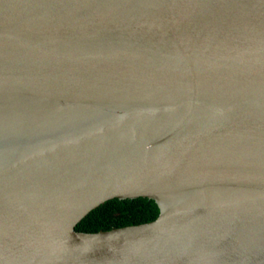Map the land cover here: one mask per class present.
<instances>
[{
	"label": "water",
	"instance_id": "water-1",
	"mask_svg": "<svg viewBox=\"0 0 264 264\" xmlns=\"http://www.w3.org/2000/svg\"><path fill=\"white\" fill-rule=\"evenodd\" d=\"M0 264H264V0H0Z\"/></svg>",
	"mask_w": 264,
	"mask_h": 264
},
{
	"label": "trees",
	"instance_id": "trees-1",
	"mask_svg": "<svg viewBox=\"0 0 264 264\" xmlns=\"http://www.w3.org/2000/svg\"><path fill=\"white\" fill-rule=\"evenodd\" d=\"M154 201L146 198L134 200L113 199L91 211L75 229L94 233L153 221L158 215Z\"/></svg>",
	"mask_w": 264,
	"mask_h": 264
}]
</instances>
